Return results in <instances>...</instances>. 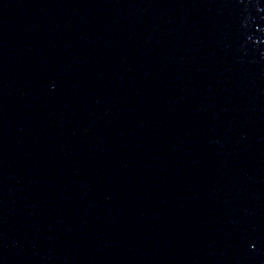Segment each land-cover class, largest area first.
Returning a JSON list of instances; mask_svg holds the SVG:
<instances>
[{
  "label": "water",
  "instance_id": "1",
  "mask_svg": "<svg viewBox=\"0 0 264 264\" xmlns=\"http://www.w3.org/2000/svg\"><path fill=\"white\" fill-rule=\"evenodd\" d=\"M0 264H264V0H4Z\"/></svg>",
  "mask_w": 264,
  "mask_h": 264
}]
</instances>
